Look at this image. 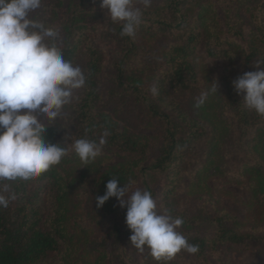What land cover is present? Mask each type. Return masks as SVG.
I'll use <instances>...</instances> for the list:
<instances>
[{"label":"trees","instance_id":"obj_1","mask_svg":"<svg viewBox=\"0 0 264 264\" xmlns=\"http://www.w3.org/2000/svg\"><path fill=\"white\" fill-rule=\"evenodd\" d=\"M199 1L169 0L165 9L161 12L154 11L150 16L149 11L145 10L144 22L134 38L121 36V24L112 21L104 32V38L118 44L113 64L116 77L114 86L109 90L111 104L115 103L121 108L122 104L136 107L142 102L146 114L166 125L160 146H157L158 154L148 161L147 166H144L142 161L149 156V136L132 132L127 127L115 126L109 115L97 108L101 97L99 75L104 68L105 58L98 47L92 46L86 50V85L76 116L77 129L74 140H98L103 130L109 128L112 134L106 138L107 148L114 149L122 156L134 155L129 163L110 166L91 180L95 213L97 217H101L99 221L109 220L111 227L108 233L111 235L113 232L118 237L119 244L116 243L111 260L118 259L121 264H135L134 259L127 255V249L132 256L138 252L130 239L125 240L124 235V239L122 238L120 216L117 215L118 201L112 197L102 207L96 206V197L104 194L106 183L112 177L118 179L120 187L124 184L130 186L139 177H143L144 190L150 191L154 199L159 198L158 205H161L165 214L183 219L178 231L187 237L189 243L199 246V251L192 254L199 259L207 261L212 254H217L225 246L244 249L256 245L264 246V219L246 228L237 216L226 212L225 209H219L216 202L210 198L204 201V205L208 204L209 208L198 206L194 213L189 212L188 208L182 213V210L177 208L180 200L178 186L187 174L190 156L195 155L200 142L206 140V136H210L213 131L206 119L196 118L193 109L186 107L184 100L177 102L175 95L199 89L200 80L195 65L191 63V57L201 37L197 24L189 19L183 9V5ZM77 2V8L83 9L87 0ZM257 4L253 9L254 17L259 30L264 33V0ZM54 9L56 12L55 5ZM68 35L73 39L71 42L67 41L62 50L64 58L75 64L83 52V35L77 34L73 29L68 30ZM146 35L149 39L144 42L143 37ZM163 35L169 36L166 45L161 46L159 50L166 67L156 76L158 65L149 68L152 54L158 53L152 49V45L154 40ZM214 51L213 54L219 53V50ZM221 51L227 53L226 48ZM155 56L158 57L157 54ZM147 60L150 62L146 68L152 71V78L155 76V84L159 89L156 103L148 100L146 96L143 97L140 85L130 80L133 74L141 77ZM233 91L234 97H229L218 108H214L221 115L214 117L210 124L215 127L216 132L220 130L219 137L224 136L230 117L235 122L231 130L237 131L236 140L240 151L242 149L238 177L248 179L254 200L262 199L255 203L256 207L250 206L253 220L255 215L264 213V116L245 107L244 93L237 94L234 89ZM225 116H228V119ZM210 164L215 165V162L211 161ZM205 167L209 168L208 165ZM218 169L219 166H214V170ZM67 172L65 168L53 166L34 179H17L11 186L9 192L15 194V199L10 200L8 207H0V264H66L74 259L67 219L70 211L69 201L73 193L71 189L75 190L78 186L69 178ZM151 175L163 178L160 193L152 187V181L149 179ZM125 216L126 214L123 215L124 220ZM182 252L190 255L187 251ZM263 258L256 264H264ZM148 259H152L151 254Z\"/></svg>","mask_w":264,"mask_h":264},{"label":"rangeland","instance_id":"obj_2","mask_svg":"<svg viewBox=\"0 0 264 264\" xmlns=\"http://www.w3.org/2000/svg\"><path fill=\"white\" fill-rule=\"evenodd\" d=\"M168 2L169 0H152L151 6L145 9L149 11L148 16L154 11L161 12L166 8ZM199 2L183 5L189 19L197 24L201 37L197 49L191 57V63L195 65L199 76V89L175 95L177 102L184 100L187 103L185 106L193 109V114L197 115L196 118L206 119L213 131L210 136H206V140L200 142L195 155L190 156L187 163V174L178 186L180 189L178 199L180 200L177 208L179 207L182 213L186 212L185 208L194 213L198 210V206L209 208L208 204L204 205V201L210 198L216 202L219 209H225L226 212L237 216L243 226L248 228L254 223L256 224L258 220L264 219V213L255 215L254 221L252 220L250 206L255 205L253 208L256 207L255 203L262 199L254 200L248 179L238 177L241 169L238 163L241 160L242 149L240 151V145L236 140L237 131L231 130L235 122L230 117V123L224 136L219 137L220 130L216 132L210 122L214 117L221 115L214 108H218L229 97H234L232 81L244 72L258 70L255 62L259 58H264V33L259 30L253 12L255 4H261L262 0H200ZM77 4V0H42L41 7L30 15L59 30L58 43L62 49L66 46L67 41L71 42L73 39L68 35V30L73 29L77 34L83 35L82 37L78 35L84 41L81 48V52H83L74 64L79 65L83 71L87 59L86 50L92 46L99 48L105 58V65L99 75L101 97L97 108L103 113H107L115 126L127 127L132 132L149 136V156L145 161H142V164L147 166L148 161L158 154L157 146H160L166 125L160 124L157 119L146 114L142 102L136 107L131 104L124 106L119 102L122 104L121 108L115 103L111 104L109 90L114 86L116 77L113 64L118 47L117 43L104 38V32L108 29L111 19L106 15L107 9L100 7V0H87L83 9L77 8ZM143 38L144 42L149 39L147 35ZM168 38L169 36L163 35L153 41L152 49L158 52L156 53L158 57L155 56L156 54H152V64H149V68L158 65L156 76L166 67L165 60L163 61L162 53L159 50L161 46L166 45ZM223 48L227 49V53H222ZM213 50H215L214 52L219 50V53L213 54ZM149 62L147 60L145 71L141 77H136L133 74L130 80L140 85L143 97L146 96L148 100L156 103L158 95L153 96L149 91L150 87L156 83L155 76L152 78V71L146 68ZM259 68L264 69V64L259 65ZM214 82L218 85V92L210 93L204 105L196 108L194 106L196 98L202 92L209 91ZM84 92L85 86L75 90L73 99L70 104L64 107L62 116L54 121V124L47 126L45 136L49 142L65 144L71 149L74 138H76V116L79 113V104ZM172 96L174 98L173 93ZM117 98L119 101V96ZM133 157L132 154L122 156L114 149H108L105 143L102 154L87 165L83 164L72 150L62 158L58 165H55L57 168H65L69 178L75 181L78 186L75 190L71 189L73 193L69 201L70 211L67 219L73 243L72 256L74 259L69 260L66 264H121L118 259L111 260L115 245L119 244V241L116 234L108 233L111 227L109 220L99 221L101 217H97L95 213L91 180L104 169L113 165L127 164L133 160ZM211 161H214L215 165L210 164ZM205 165H208L209 168H206ZM216 165L220 169L214 170ZM149 179L152 181V187L160 193L163 188V178L151 175ZM15 182L16 180L0 181V183L9 184L10 188ZM129 187L130 192L137 188L144 190L143 177H139ZM158 200L159 198L155 199L157 211L165 213L161 205H158ZM125 214L126 207H118L117 215L120 216L122 238L124 235L125 240L129 241L131 230L125 223L123 217ZM132 249L136 248L132 247ZM135 251L138 253L132 256L127 249V255L134 259L135 264H139V262H143L142 264L147 262L150 264H256L259 259L264 257V246L262 245L252 246L250 249L225 246L217 254H212L207 261L180 251L173 260L158 262L153 257L148 259L150 251L147 247L142 253L138 250Z\"/></svg>","mask_w":264,"mask_h":264},{"label":"clouds","instance_id":"obj_3","mask_svg":"<svg viewBox=\"0 0 264 264\" xmlns=\"http://www.w3.org/2000/svg\"><path fill=\"white\" fill-rule=\"evenodd\" d=\"M41 4L42 0H0V181L34 179L58 165L70 150L87 165L102 154L106 138L112 134L105 128L98 140L75 139L71 149L46 139L47 126L62 116L74 91L86 85V75L79 65L64 58L59 30L30 15ZM151 4L152 0H100L111 21L121 24V36L132 38ZM255 63L258 70L244 72L232 84L237 94H245V107L264 116V69L259 68L264 58ZM149 91L153 96L159 94L156 84ZM215 92L218 85L214 82L196 98L194 106H203ZM9 188L0 183V207H8L15 199ZM112 197L119 207H126L129 239L141 253L147 247L156 261L167 262L182 250L199 251L198 245L189 243L177 230L183 219L158 212L150 191L137 188L130 192L129 185L120 187L112 177L104 194L96 197V206L102 207Z\"/></svg>","mask_w":264,"mask_h":264}]
</instances>
